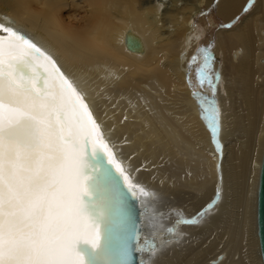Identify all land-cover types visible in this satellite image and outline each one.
<instances>
[{"label":"bare ground","instance_id":"6f19581e","mask_svg":"<svg viewBox=\"0 0 264 264\" xmlns=\"http://www.w3.org/2000/svg\"><path fill=\"white\" fill-rule=\"evenodd\" d=\"M247 2L220 0L218 15L230 22ZM211 4L0 0V24L25 34L52 57L116 161L150 194L138 197L147 209L142 238L153 239L158 250L137 252L140 264L142 259L145 264H264L258 235L264 0L235 27L217 32L211 52L214 83L219 80L214 96L207 84L197 85L219 110V151L187 80L202 35L193 21ZM79 5L87 9L81 19L66 16V8ZM214 200L198 224H181L166 236L177 217H195Z\"/></svg>","mask_w":264,"mask_h":264},{"label":"snow or ice","instance_id":"6c2138e0","mask_svg":"<svg viewBox=\"0 0 264 264\" xmlns=\"http://www.w3.org/2000/svg\"><path fill=\"white\" fill-rule=\"evenodd\" d=\"M0 32V264H131L133 252L155 254L158 246L142 238L128 201L129 194H150L116 161L52 57L12 27L0 24ZM212 60L198 47L187 80L194 88L195 65L196 83L214 96ZM193 95L219 151L215 100ZM215 203L177 217L166 236L198 224Z\"/></svg>","mask_w":264,"mask_h":264},{"label":"rangeland","instance_id":"374dc122","mask_svg":"<svg viewBox=\"0 0 264 264\" xmlns=\"http://www.w3.org/2000/svg\"><path fill=\"white\" fill-rule=\"evenodd\" d=\"M219 1L220 0H212L211 6L208 8L203 7L201 9L202 13L200 12L201 14L199 13L193 21V26H194L195 31L202 33V35L199 39V47L208 48L210 53L212 52V50L215 46L217 32L221 28L230 29V28L235 27L239 23V21L241 22L245 18V15H248V13L250 11H252L254 8H256L257 3H258V0H248V2L245 4V6L241 8L242 12H240L241 11L240 10L239 13H237V15L233 19H231L230 22H228V21H225L222 17H220L218 15V12H217L218 5L217 4ZM168 6L171 7L172 3H169ZM82 7L83 6H80V5L75 6L74 8L68 7V8H66L65 14H66V16H72L74 18L79 17V19H81L82 14H84L85 11L87 10L86 8L82 9ZM202 18H203V20H201ZM219 77H220V75H219ZM191 79H192V84L195 85L194 88H195L196 92L200 93L202 95V92L197 87L198 84L196 83L195 65L193 66V70L191 73ZM218 82H219V80L216 82V86H217ZM150 231H149V235H150V233L152 234L153 230L150 229Z\"/></svg>","mask_w":264,"mask_h":264},{"label":"water","instance_id":"95a60500","mask_svg":"<svg viewBox=\"0 0 264 264\" xmlns=\"http://www.w3.org/2000/svg\"><path fill=\"white\" fill-rule=\"evenodd\" d=\"M21 34H23V33H21ZM0 35H3V34H0ZM23 35H25V34H23ZM56 66H57V64H56ZM60 71H61V69H60ZM128 201H129V205L134 208L132 215H133V219L135 221V227L141 233H143L145 230V228L143 227V223H142L143 208H141V206L139 204V198H132L131 195L129 194ZM258 235H259V239H260V248H261V254H262V259H263V263H264V157H263V161H262L260 182H259V188H258ZM138 259L139 258L137 256V252H133V258H132L131 264H140Z\"/></svg>","mask_w":264,"mask_h":264}]
</instances>
